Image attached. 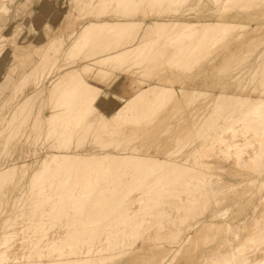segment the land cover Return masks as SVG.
I'll return each instance as SVG.
<instances>
[{"label":"bare ground","instance_id":"1","mask_svg":"<svg viewBox=\"0 0 264 264\" xmlns=\"http://www.w3.org/2000/svg\"><path fill=\"white\" fill-rule=\"evenodd\" d=\"M71 2L0 56V100L36 78L0 124V264H264V0Z\"/></svg>","mask_w":264,"mask_h":264},{"label":"rangeland","instance_id":"2","mask_svg":"<svg viewBox=\"0 0 264 264\" xmlns=\"http://www.w3.org/2000/svg\"><path fill=\"white\" fill-rule=\"evenodd\" d=\"M15 2L16 0H13L11 4L13 10L7 24L3 25L4 27L0 26V34L8 37L5 42L0 44L2 48L0 56L3 57V61L6 62L8 60L9 63L7 66L11 64L9 54L12 50H15L17 44L24 41H33V36L27 37V34L30 32V27L33 26L38 32L46 31L49 28L60 27L67 33L66 26L73 12V3L71 0H17V2ZM44 10L47 11V13H44ZM66 12H68L69 15H66ZM6 69L7 67L3 66L2 72H5ZM35 79L36 78L32 74L24 76V78L15 85L4 84L2 86L3 95L0 100V124L6 119L7 113L35 87ZM114 104V101H109L108 105L103 106V110L108 113L109 109ZM25 148L26 147L22 145L18 146L10 162L15 160L20 162V159L25 156L24 153L28 150Z\"/></svg>","mask_w":264,"mask_h":264}]
</instances>
